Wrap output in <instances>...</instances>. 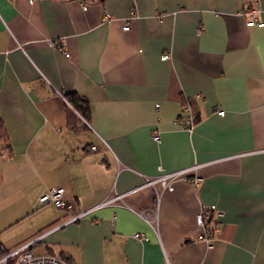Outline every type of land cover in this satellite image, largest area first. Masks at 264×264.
Masks as SVG:
<instances>
[{
    "label": "crops",
    "instance_id": "crops-1",
    "mask_svg": "<svg viewBox=\"0 0 264 264\" xmlns=\"http://www.w3.org/2000/svg\"><path fill=\"white\" fill-rule=\"evenodd\" d=\"M71 92L90 109L75 131ZM192 167L197 184L142 186ZM56 186L66 207L38 206ZM0 242L74 264H264V0H0Z\"/></svg>",
    "mask_w": 264,
    "mask_h": 264
},
{
    "label": "built area",
    "instance_id": "built-area-1",
    "mask_svg": "<svg viewBox=\"0 0 264 264\" xmlns=\"http://www.w3.org/2000/svg\"><path fill=\"white\" fill-rule=\"evenodd\" d=\"M35 0H29L30 3H33ZM85 8V6L83 7ZM259 11L258 7L255 5H251L247 8L246 12L248 13L249 20L247 22L248 26L256 25V26H263L262 22L256 20V13ZM136 16V10L134 7L130 8L129 13L126 17L123 18V30H128L130 25L129 22ZM110 19L109 16H107ZM48 44L51 46H56V43L52 40H48ZM58 50L61 52L63 51L62 47H58ZM168 58L166 53L161 55V59L165 60ZM219 115H223L224 111L219 110L217 112ZM78 115V114H77ZM78 117L85 123V125H89L88 122L83 119L80 115ZM175 123L183 129L191 131L194 125V119L192 114L191 106L186 104L183 106L181 114L176 118ZM152 139L156 142L160 140L159 133L157 131L152 132ZM92 150L95 147H91ZM195 169L186 168L181 169L178 171H173L169 173H161L155 177H143V187H150L152 188L156 194H158V190L164 188H170L171 182L178 179H185L190 181L192 184H197L200 181V178L197 176H193L191 178H187V174L189 171ZM65 187L64 186H56L52 187L43 193H41L37 199L38 206H46L51 205L56 209H64L66 207V200H65ZM123 194H113L110 197H107L97 205H95L91 210H95L101 207H106L110 205H118L123 204ZM90 211H85L82 213H78L68 219L67 222H72L78 220L80 217L86 215ZM141 216L150 224L155 225V221L157 215L155 214L154 217L148 215V213L140 212ZM221 217V213L216 210L214 205H210L209 207L202 208L201 211L198 213L196 217V223L201 228L200 238L206 242L214 235L217 225L219 223V218ZM133 237L136 239L146 240L147 238L140 233L133 234ZM32 242L24 244L16 249L11 250L8 254L3 256L0 259V264L5 263L7 259H13V264H68L64 259L60 258L59 256L53 254H35L29 247Z\"/></svg>",
    "mask_w": 264,
    "mask_h": 264
},
{
    "label": "trees",
    "instance_id": "trees-1",
    "mask_svg": "<svg viewBox=\"0 0 264 264\" xmlns=\"http://www.w3.org/2000/svg\"><path fill=\"white\" fill-rule=\"evenodd\" d=\"M63 97L65 98L66 104L68 106L66 108L67 126L72 131L78 130L80 128L78 126V119H77L78 115H80L83 119H85L87 121L89 118V112H90L89 104L83 97L79 96L78 94H76L74 92L65 93V94H63ZM186 104L191 106L193 119H194V123H195L197 121V114L195 113V111H193L192 101L188 99L184 105H186ZM32 245H34V243H32L30 245V247H29L30 249H31ZM9 252L10 251L8 249H6L0 243V259L3 256H5L6 254H8ZM60 258L64 259L68 264H74V262L69 258H65V257H60ZM5 263L13 264L14 260L13 259H7L5 261Z\"/></svg>",
    "mask_w": 264,
    "mask_h": 264
},
{
    "label": "rangeland",
    "instance_id": "rangeland-1",
    "mask_svg": "<svg viewBox=\"0 0 264 264\" xmlns=\"http://www.w3.org/2000/svg\"><path fill=\"white\" fill-rule=\"evenodd\" d=\"M78 126L81 127V126H84L86 127V125L84 124V122L78 117ZM32 220V219H31ZM26 223V222H25ZM1 243V242H0ZM2 244V243H1ZM3 245V244H2ZM4 246V245H3ZM3 264H7V263H3Z\"/></svg>",
    "mask_w": 264,
    "mask_h": 264
}]
</instances>
